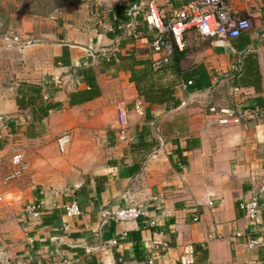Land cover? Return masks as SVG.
Here are the masks:
<instances>
[{"label":"crops","instance_id":"obj_1","mask_svg":"<svg viewBox=\"0 0 264 264\" xmlns=\"http://www.w3.org/2000/svg\"><path fill=\"white\" fill-rule=\"evenodd\" d=\"M154 1L169 18L193 0ZM221 2L233 19L250 23V43L239 50L231 39L215 38L198 50L195 63L205 65L221 97L189 94L179 85L174 96L184 106L176 112L145 102L130 81L144 69L134 61L152 67L154 60L150 45L130 36L136 26L153 39L144 3L119 21L117 7H129V0H90L51 17L54 30L34 33L33 22L23 19L15 29L19 36L2 41L19 51L20 62L8 70L13 82L0 85V163H12L9 151L20 145L28 170L25 180L5 189L0 264H180L183 245L193 246L195 264H264V246L249 250L233 237L251 232L264 240V0ZM184 39L191 47L206 41L191 31ZM139 49L147 54L131 58ZM248 55L258 77L244 61ZM80 68L94 70L100 95L69 106L70 94L88 89ZM241 69L243 84L225 85L221 78ZM34 94L57 104L41 122L17 106V98ZM137 99L142 116L134 110ZM119 104L126 111V141L118 137ZM221 108H257L258 117L247 112L239 125H220ZM64 133L71 134V144L61 154L56 140ZM13 169L5 183L16 181L7 180ZM253 195L261 205L255 228L239 208ZM35 202L41 217L30 222L24 208ZM71 202L79 205V217L65 216ZM128 206L147 216L118 222L102 215ZM160 243L170 249L159 257L151 247Z\"/></svg>","mask_w":264,"mask_h":264},{"label":"built area","instance_id":"obj_2","mask_svg":"<svg viewBox=\"0 0 264 264\" xmlns=\"http://www.w3.org/2000/svg\"><path fill=\"white\" fill-rule=\"evenodd\" d=\"M143 5V4H142ZM141 5H134L130 8L128 15L140 11ZM144 21L148 26L149 34H152L153 39L150 40L147 33L138 27L132 28L130 36L136 41H142L149 44L152 50V67L159 68L165 63L173 51V47L182 52L186 47L184 36L188 31L194 30L201 38H216V39H234L240 34L251 29L250 23L247 20H235L231 17L228 9L221 0H194L179 9L172 12L169 18L163 10L159 9L154 0H149L144 3ZM17 41V39H16ZM190 84V83H189ZM118 119L120 129L118 137L122 141L127 139L126 128V111L123 104L117 106ZM134 110L138 115H143V102L137 99L134 103ZM250 113L253 119L258 117V109L242 111V114ZM220 121V125H239L240 117H234L233 113H225ZM241 114V116H242ZM1 139V136H0ZM59 153L64 154L71 144V134L64 133L56 140ZM12 165L13 171L7 176V180L21 179L28 170V165L21 154L13 156ZM156 200V199H154ZM157 201V200H156ZM209 206L213 207L214 203L210 202ZM239 208L244 213L245 219L250 225L255 228V224L260 215L261 205L258 198L252 196L248 200L240 203ZM41 203L35 202L27 205L24 208V214L30 222H36L41 217ZM81 215V209L76 202H71L65 206V216L67 218H76ZM103 217L107 220H115L118 222H134L141 217L147 216V212L128 206L117 211H104ZM199 218L194 216L193 222H197ZM154 225V222H152ZM233 237L236 240H242L244 246L249 250H254L264 246V240L261 236H254L251 232L242 233L234 232ZM209 239H213L209 236ZM153 252L160 256H164L170 249L168 243H160L152 245ZM178 261L180 264H195L196 253L192 245H183L178 247Z\"/></svg>","mask_w":264,"mask_h":264},{"label":"trees","instance_id":"obj_3","mask_svg":"<svg viewBox=\"0 0 264 264\" xmlns=\"http://www.w3.org/2000/svg\"><path fill=\"white\" fill-rule=\"evenodd\" d=\"M148 1L149 0H129V7H117V20L125 21L126 19H129L127 14L132 6H138ZM11 13L12 12L4 10L0 4V27L6 26ZM191 32H194L200 37L194 30H191ZM247 32L231 39L235 48L243 50L249 45L250 40ZM202 39H205L206 41L201 43L200 47L194 48V46L191 47L187 45L182 52L178 51L174 45L173 51L167 61L156 70L150 66V62L147 60L134 61V66L144 65V69L139 75L130 78L131 83L135 86L138 96L151 105L166 106L168 112L179 111L184 106V102L178 101L174 96L175 88L179 85H185L189 94L209 91L214 100L219 99L221 96L215 94V85L212 83V78L207 71V68L203 63H195L194 60V55H196L197 51L202 48H209L212 39L215 38ZM136 53L144 56L147 54V50L139 49L135 51V54L131 55V58L134 59ZM244 61L249 63V67L255 71L257 76L258 70H256L257 66L254 63L255 61L250 60L249 55L244 58ZM78 73L79 77L84 79L88 89L78 90L70 94L69 106H77L87 103L100 95V89L96 82L94 70L92 68H80ZM257 77H254V80H256ZM221 79L227 81L225 85L228 87L237 88L240 82L241 85L244 82V78H242V69ZM17 106L21 111L28 110L33 121L37 120L38 122H41L49 116L50 111L55 109L57 104H44L42 102V97L39 94H34L28 97L21 96V98H17ZM213 106L214 105L212 104L211 107ZM224 109L233 111L232 113L234 117L241 118L242 110L237 111L235 108H221L219 111L222 112ZM213 111H215V109Z\"/></svg>","mask_w":264,"mask_h":264},{"label":"rangeland","instance_id":"obj_4","mask_svg":"<svg viewBox=\"0 0 264 264\" xmlns=\"http://www.w3.org/2000/svg\"><path fill=\"white\" fill-rule=\"evenodd\" d=\"M90 0H0L1 6L7 12H12L9 15V21L5 27H0V85L7 86V84H11V81L8 75V70L16 71L19 67L18 62H20V53L18 50L9 49L8 46H4L2 41L5 38H11L19 36L15 31L16 28H19L21 25V21L23 19L29 20L34 24V33H38L39 31L45 30H54L57 27V24L48 23V20L57 15L63 9H70L72 7L82 5ZM198 46H194V48H198ZM5 74L8 77L5 78ZM18 80H16L17 82ZM8 82V83H7ZM15 142V141H14ZM21 154L20 145L13 147L9 151L8 157L12 160L13 156ZM31 155V161H35L34 155L29 152ZM33 155V156H32ZM24 160H26L24 158ZM13 165L9 160H5L0 163V212L4 209V194L5 189L8 190L9 186L15 187L18 183L25 180L21 178L16 181H12L11 183H5V176L11 171ZM6 200V199H5Z\"/></svg>","mask_w":264,"mask_h":264},{"label":"water","instance_id":"obj_5","mask_svg":"<svg viewBox=\"0 0 264 264\" xmlns=\"http://www.w3.org/2000/svg\"><path fill=\"white\" fill-rule=\"evenodd\" d=\"M225 113L229 114V113H232V112H230V111L226 110V111H225Z\"/></svg>","mask_w":264,"mask_h":264}]
</instances>
